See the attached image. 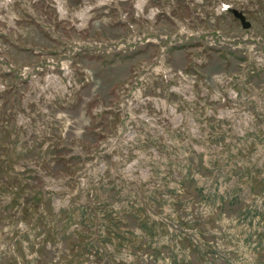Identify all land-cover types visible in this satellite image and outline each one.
<instances>
[{
	"label": "rangeland",
	"instance_id": "1",
	"mask_svg": "<svg viewBox=\"0 0 264 264\" xmlns=\"http://www.w3.org/2000/svg\"><path fill=\"white\" fill-rule=\"evenodd\" d=\"M0 264H264V0H0Z\"/></svg>",
	"mask_w": 264,
	"mask_h": 264
},
{
	"label": "water",
	"instance_id": "2",
	"mask_svg": "<svg viewBox=\"0 0 264 264\" xmlns=\"http://www.w3.org/2000/svg\"><path fill=\"white\" fill-rule=\"evenodd\" d=\"M233 13L236 17H238L240 19V21L244 27L247 28L251 25L250 21L246 18L245 14L242 11H240L238 9H233Z\"/></svg>",
	"mask_w": 264,
	"mask_h": 264
}]
</instances>
